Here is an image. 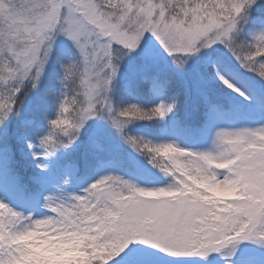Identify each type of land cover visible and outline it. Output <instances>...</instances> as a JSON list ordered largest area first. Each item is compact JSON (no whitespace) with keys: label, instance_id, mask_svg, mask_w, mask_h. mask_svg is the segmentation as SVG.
<instances>
[{"label":"snow or ice","instance_id":"1","mask_svg":"<svg viewBox=\"0 0 264 264\" xmlns=\"http://www.w3.org/2000/svg\"><path fill=\"white\" fill-rule=\"evenodd\" d=\"M115 2L118 6L125 4V0ZM41 3L42 0H0V141L9 129L10 117L20 114L31 92L37 89L49 60L55 57L59 68L60 62L66 61L56 51L58 39L64 38L76 50V57L71 59L75 65L69 73L62 76L60 68L61 95L55 106V116L49 118L45 102L37 101L36 110L41 111L47 121L46 130H33V122L29 119L21 122L20 140L36 167L47 169L49 163L41 157L55 156L74 145L87 122L100 118L110 121L133 148L137 145L152 148L151 164L169 176L170 182L166 186L146 188L110 173L78 194L67 193L61 186L58 195L43 196L41 203H47L44 209L50 211L36 212V215H53V208L64 213L98 215L104 225L127 244L119 264H215L224 246L238 240L252 241L264 251L261 239L264 238V174H261L264 124L216 130L213 145L225 139L236 142L234 158L239 161L237 167L243 169L241 178L251 189L248 197L239 202L228 200L231 207L226 213L218 212L217 209H223L224 205L212 204L204 192L174 171L166 158L172 149L169 142L154 143L126 133V125L134 119L165 117L174 109L176 100L162 99L147 108L137 103L117 107L111 95L123 55L151 41L157 47L162 46L172 62L181 68L190 58L207 55L206 70L225 88H234L241 96L249 98L251 93L240 83L238 74L213 54L222 46L245 72L264 81V17H253L255 9L264 7V0H130V9L117 7L116 16L111 18L97 9L96 0H76L87 13L86 20L94 26V33L103 34L99 47L95 34L90 37L91 43L85 44L72 17L64 14L63 5L53 3L39 17L41 32L29 36L26 49L19 50L15 41L23 35L21 22L32 18ZM56 19L60 20V27L52 39L46 40L41 33ZM246 26L255 27V30L246 32ZM47 45H51L50 50ZM73 70L74 75L70 74ZM151 82L154 87L161 86L155 76ZM188 151L206 158L217 155L213 146ZM223 176L224 170L220 172L222 180ZM68 183L65 176L63 185ZM117 187L121 191H106ZM0 200L8 204L2 196ZM210 215L220 216L227 225L223 233L199 223ZM113 216L119 219L114 222ZM146 219L151 223H145ZM3 223L11 230L10 217L5 216ZM237 234L242 239H235ZM225 237L230 239L227 244ZM233 251H236L235 246ZM233 251L228 252L229 257ZM16 255L14 248L0 247V264H12ZM248 264H255V261Z\"/></svg>","mask_w":264,"mask_h":264},{"label":"rangeland","instance_id":"2","mask_svg":"<svg viewBox=\"0 0 264 264\" xmlns=\"http://www.w3.org/2000/svg\"><path fill=\"white\" fill-rule=\"evenodd\" d=\"M249 30H255V27L247 26L245 31ZM56 51L66 61L76 57V50L64 38L58 39ZM213 56L238 74L240 83L251 93L249 98L241 96L234 88H225L212 72L206 70L207 55L190 58L181 68L172 62L162 46L157 47L149 41L143 48L123 55L111 93L113 103L119 85L129 87L133 81L135 83L140 77L144 78L145 74L170 69L179 78L184 91L181 97L170 95L160 87L150 91L151 106L162 99L176 100L170 113L165 117H158L162 128L160 137L152 133L146 134L154 143L176 141L179 146L188 150H206L212 147L214 134L219 128L258 127L264 124V81L251 72H245L222 46L216 48ZM60 75L59 65L55 57H52L37 89L31 92L20 109V114L10 117L9 129L0 141V196L9 206L48 212L50 210L42 208L43 196L58 195L57 190L61 186L67 193L78 194L99 177L110 173L146 188L166 186L170 177L165 176L145 155L128 144L110 121L100 118H92L87 122L74 145L60 150L55 156L41 157L40 159L49 163L47 169L36 167L20 140L21 122L29 119L33 122V130H46L47 121L42 112L36 110V102H45L48 117L55 116V106L61 95L58 79ZM47 90L53 91L54 95L49 98ZM143 98L134 96L132 92L128 97L125 93L122 95L123 103H137L146 108L147 102ZM114 105L117 106V103ZM211 163L216 164L217 161L212 160ZM185 164L187 161L178 159L173 169L186 182L191 180L192 184L206 188L211 196L222 201L238 198L239 194L234 191H218V186L208 188L202 181L187 175L183 171ZM218 166L227 167L228 162ZM65 176L69 179L67 185H63ZM233 246L236 251H233ZM35 251V256L27 257L31 264H66L71 256V253L42 246H37ZM221 251H233V255H220L215 264H228L229 261H234L235 264H248L249 261L264 264V251L252 241H234L233 244L225 245Z\"/></svg>","mask_w":264,"mask_h":264},{"label":"clouds","instance_id":"3","mask_svg":"<svg viewBox=\"0 0 264 264\" xmlns=\"http://www.w3.org/2000/svg\"><path fill=\"white\" fill-rule=\"evenodd\" d=\"M53 3L63 5L64 14L72 17L74 27L83 37L85 44H90V37L95 34L97 36L96 45L99 47V39L103 34L94 33V26L86 20L87 13L76 3V0H42L40 7L33 12L32 18L21 22L23 35L18 36L15 41L17 49H26L30 42L28 37L33 33L41 32L39 17L48 11ZM96 6L98 10L109 15L110 18L116 16L115 9L117 7H121V10L131 8L130 0H125L123 6H118L115 0H107V2L106 0H96ZM58 27H60V20L56 19L41 34L45 35L46 40H50ZM47 47L50 50L51 45H47ZM74 65L75 61L71 59L60 62L62 76L69 73L70 68L74 69ZM70 74L74 75V70ZM61 78V76L58 77V79ZM169 143L172 145V149L175 150L169 149L166 158L173 168L176 160L183 159L187 161V164L183 166V171L187 175L202 181L208 188L218 186V191L238 193V198L233 199L234 203L239 202L241 198H247L250 194V187L241 178L243 169L237 167L239 161L234 158L233 148L236 143L234 140L225 139L214 145L212 144L217 154L215 158L196 156L188 149L179 146L176 141H169ZM135 149L145 155L150 163L153 161L154 152L152 148L137 145ZM212 160L217 161V163H211ZM224 162H228V166L222 169L218 164ZM222 170H224L223 180L220 178ZM261 174H264V169H261ZM188 183L204 192L212 204L224 205L223 209H217L218 212L226 213L231 207L228 200L222 201L211 196L206 188L197 187L192 184L191 180ZM106 191L119 192L121 189L119 187L109 188ZM47 207V203L42 205V208ZM53 213V215L38 216L33 209L13 210L3 200H0V247L8 245L16 250L17 255L13 258L12 264H31V261H27V257L37 254L35 251L37 246L55 248L58 252L71 253L66 264H111L113 261L119 264L127 244L118 237L114 230L106 227L98 215L89 216L76 212L64 213L55 208H53ZM5 216L10 217L11 230L4 227L3 218ZM118 219V216L112 217L114 222ZM145 223L150 224L151 220L146 219ZM199 223L217 233H223L227 228V225L221 221V217L218 215H210L208 218L199 221ZM234 238L242 239L239 234ZM261 239L264 240V238ZM229 242L230 239L225 237L224 243ZM223 255H228V252L223 253Z\"/></svg>","mask_w":264,"mask_h":264},{"label":"trees","instance_id":"4","mask_svg":"<svg viewBox=\"0 0 264 264\" xmlns=\"http://www.w3.org/2000/svg\"><path fill=\"white\" fill-rule=\"evenodd\" d=\"M253 16L255 18L264 17V7L255 9L253 12ZM144 76H147V78H143L142 76L138 81H135V83L133 81L129 87L128 85L126 86L124 84L119 85L117 93L114 94V103L116 102L118 107L128 104L127 101L123 103L122 95L125 93V95L128 97L131 92L134 94V96H141L142 98L144 97L145 101L147 102L146 108L150 107V91L157 88L152 85L151 78L153 76L159 79V81L161 82L160 88L166 91V93H169L170 95H174L176 97H181L183 95L184 90L183 88H181L179 78L173 72H171L170 69L159 73L152 71L148 74H145ZM122 88H124V90ZM47 92L49 93V98L54 95L53 91L50 92L47 90ZM160 124L161 123L158 117L153 119H134L131 123L126 125V133L150 140L151 138L146 135L148 133H152V135L160 137L162 131Z\"/></svg>","mask_w":264,"mask_h":264}]
</instances>
